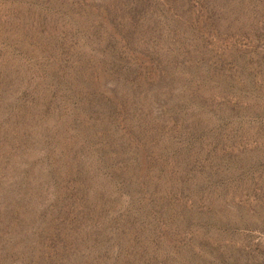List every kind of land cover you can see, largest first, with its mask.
Listing matches in <instances>:
<instances>
[{
  "label": "rangeland",
  "instance_id": "374dc122",
  "mask_svg": "<svg viewBox=\"0 0 264 264\" xmlns=\"http://www.w3.org/2000/svg\"><path fill=\"white\" fill-rule=\"evenodd\" d=\"M0 264H264V0H0Z\"/></svg>",
  "mask_w": 264,
  "mask_h": 264
}]
</instances>
